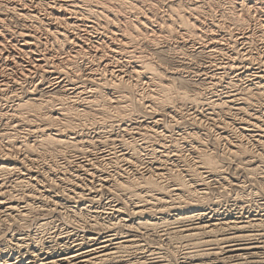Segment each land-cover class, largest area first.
<instances>
[{
    "label": "bare ground",
    "instance_id": "obj_1",
    "mask_svg": "<svg viewBox=\"0 0 264 264\" xmlns=\"http://www.w3.org/2000/svg\"><path fill=\"white\" fill-rule=\"evenodd\" d=\"M188 45H192L197 53H202L208 58L206 69L202 68L212 70V73L209 75L203 73L202 78L208 80L212 86H217L227 76L234 77L224 86L222 83L223 89H220V93L217 91L219 94L215 93L213 98L201 100L202 95H199L200 99L184 90L176 89L172 80L178 72L172 71V68L161 67L163 63L155 60V55H159L160 52L162 54L163 50L173 49L175 46L178 53ZM183 54L186 55L185 52ZM156 61L159 64H156ZM160 61L162 62L161 59ZM186 61L184 63L188 62ZM55 89L59 94L57 96L51 94V90ZM131 91L140 96L139 103L146 110V115H150V122L142 120L140 122L135 119L136 116L133 117L130 109L132 105L130 107L127 104L130 98L128 99L129 96L126 94ZM0 102L6 103V106H0V121L5 125V129L2 128L8 130L4 134L7 138L10 137L7 142L0 144V153H4V158L0 159V172H13L9 173L12 176L14 172H18L12 185L0 182V221L6 223L15 220L16 215L26 214L23 212L27 210L35 211L28 201L21 204L23 200L21 202L18 200L20 195L16 197L18 199L6 196L10 194V189L26 185L38 187L34 190L37 194L45 193L48 187L46 188L41 179L44 170H41L40 163L48 157L51 159L64 157L62 152L69 148L74 149V153L76 149L84 155L76 168L72 167L78 178L73 186V194L78 195L77 197L83 195L93 197L92 193L98 189L97 185L99 189L102 186L109 191L127 190L129 194L139 197L138 199L142 198L141 204L131 205L133 214L141 216L140 218L144 215L149 217L155 207L159 208V212L163 211L167 208L170 198H179L190 191L193 195L207 198L206 190L210 184L221 188L230 182L222 177L220 162L217 163L216 158L214 160L211 157L212 153L209 155L205 153L204 150L207 152V149H203L205 142L201 141L192 128L190 131L178 133L181 138L189 139L186 140L188 151L194 157L193 169L186 170L191 178L190 185L181 179L182 177L179 179L173 174L170 177L172 179L170 186L163 182L172 170L168 163L174 155L179 157V150L175 144L167 148L165 140L160 142L164 132L161 130L162 119L159 117L168 116L177 122L186 114L191 126L198 128L204 120H210L212 125L217 126L219 138L226 142L230 159L231 156L241 155V158H248L247 162L264 163V0H0ZM110 113L113 115L112 121L108 120L111 116L108 119L105 117ZM225 113L226 115L222 117ZM99 114L109 122L97 120L96 115L99 117ZM233 125L236 127V134L233 132L235 138L229 134L230 129L234 131L230 128L234 127ZM22 128L27 129L26 134L17 135ZM115 128L122 133H131L135 129L134 132L140 134L142 139V142H138L157 145L154 148V153L156 152L154 158L142 160L140 151L144 148L143 145L134 143L137 141L134 140L136 136H132L133 142L119 137L116 147L99 150L101 152L98 159L89 158L86 151L78 148L81 144L85 146L84 142L87 145L94 144L95 139L114 133ZM90 131L95 135L90 136ZM107 138L109 137L100 139L101 144L106 142ZM246 140L251 142V146L244 143ZM3 141H6L5 137ZM238 159L240 161V158ZM66 160L68 162V159ZM235 160L238 161L236 158ZM18 163L21 167H18ZM101 163L108 164L113 170L105 171L99 167ZM246 166L245 172L249 173L248 175L259 173L257 171L259 168ZM56 169L50 166L47 170L48 175H55L56 178L57 174L61 179L65 178L66 170ZM180 170L178 171H183ZM259 176L264 179V175ZM49 177L52 179V176ZM68 178H65V181ZM1 180L5 182L4 178ZM233 184L235 187H242V183ZM4 186L10 189L5 190ZM49 187L51 189L52 185ZM194 198L197 199L195 196ZM121 206L111 208L112 211L102 212L106 213L108 221L104 222L103 226H95L98 219L95 217L93 226H89L91 232L87 230L90 233L85 239L73 237L71 233L66 234V241L57 236L63 243L61 251H55L51 246L42 248L33 246L34 241L32 243L30 235L14 233L9 238L7 236L6 244L0 245V252L8 248H13L15 252L13 257L0 258V264H133L124 254L132 248L140 250L138 235L133 233L139 232L141 228H154L157 224L146 218L138 223L143 226H133L127 223L129 220L124 217L127 214L123 213ZM211 212L192 213L190 217L198 216L197 222L177 226L171 224L167 227L165 225L163 232L157 235L167 239L175 235L176 240L184 243L187 249L184 248L186 251L184 255L188 259L184 260L185 264H201L203 257L213 260L214 264H264V260H255L256 262L251 260L254 250L264 249V202H258L250 209L242 206L232 216L217 210ZM98 216L100 218V215ZM74 218L76 220V217ZM76 223L77 226H81L79 221ZM117 223L123 226H115ZM124 227L127 231L121 232L120 229ZM100 229L106 233H102ZM251 239H254V242L247 243V240ZM158 257L144 258V264H147V260L148 264L157 262L159 264Z\"/></svg>",
    "mask_w": 264,
    "mask_h": 264
},
{
    "label": "rangeland",
    "instance_id": "obj_2",
    "mask_svg": "<svg viewBox=\"0 0 264 264\" xmlns=\"http://www.w3.org/2000/svg\"><path fill=\"white\" fill-rule=\"evenodd\" d=\"M188 46H189V48H188ZM188 46H185L184 48H182L181 50H179L178 51V53L176 52L177 50L175 49L176 47L175 46H173L172 48L173 49H166V50H163L162 51V54H160L159 53V55H158V57H156L157 55H155V60H159L158 62H160V63H163L162 64V66L161 67H163V68H168V69H171L172 71H177L178 73L173 77V80H172V83H173V86L175 87L176 86V89H180V90H184V91H186V92H188V94H190V95H194V96H196V97H199L200 98V96L199 95H202L201 96V100H206V99H204V98H213V96L214 95H216V94H219L220 92L219 91H221L222 89H223V86L228 82V80H230V79H234V77H226V78H224L223 80H222V82L220 83V84H217V86L215 85V86H212L210 83H208L207 81H206V79L204 78H202V76H204V74H211L212 73V70H204V68H205V66H207L208 65V58L207 57H205V55L204 54H202V53H197L195 50V48H193L192 47V45H188ZM175 47V48H174ZM187 49V50H186ZM188 49H190L191 51H189ZM193 49V50H192ZM167 50H168V52H167ZM170 50H171V53H170ZM165 51H166V53H168L169 54V56H168V54H166L165 53ZM173 51H175V53L173 52ZM181 51V52H180ZM173 52V53H172ZM185 52L186 53V55L185 54H183V53ZM164 53V54H163ZM181 53V54H180ZM192 55H191V54ZM172 54H174V55H172ZM178 55V56H177ZM180 55H182V56H180ZM196 55V56H195ZM199 55V56H198ZM201 55V56H200ZM204 55V57H202ZM180 56V57H179ZM188 56V57H187ZM189 56H190V58H189ZM191 56H193V58H191ZM195 56V57H194ZM159 57H160V59L162 60V62L160 61V59H159ZM178 57V58H177ZM189 58V59H186V58ZM158 58V59H157ZM177 58V59H176ZM183 58V60L181 61L180 59H182ZM205 58V59H204ZM194 59V60H193ZM206 59H207V61H206ZM189 62H187V61ZM195 60H197V61H195ZM157 61L155 62L156 64H159V63H157ZM187 62V63H184V62ZM193 61V62H192ZM165 62V63H164ZM196 62V63H195ZM193 63V64H192ZM165 64V65H164ZM186 64V65H185ZM192 64V65H191ZM207 64V65H206ZM185 65V66H184ZM188 65V66H187ZM191 66V67H190ZM194 66V67H193ZM196 66V67H195ZM183 67V68H182ZM188 67V68H187ZM202 67H204V68H202ZM175 68V69H174ZM191 68V69H190ZM196 68V69H195ZM199 68V69H198ZM178 69V70H177ZM190 69V70H189ZM194 69V70H193ZM206 69V68H205ZM170 70V71H171ZM210 73H209V72ZM199 73V74H198ZM204 73V74H203ZM182 74V75H181ZM196 74V75H195ZM203 74V75H202ZM179 75V76H178ZM177 78V79H176ZM202 78V79H201ZM193 80V81H192ZM225 80V81H224ZM182 81V82H181ZM205 84H204V83ZM222 83H223V86H222ZM211 85V86H210ZM182 86V87H181ZM219 86V87H218ZM218 87V88H217ZM222 87V88H221ZM211 88V89H210ZM215 88V89H214ZM221 89V90H220ZM198 90V91H197ZM52 92H51V94L52 95H59L58 94V92L56 91V89L55 90H51ZM206 91V92H205ZM211 91V92H210ZM219 93H218V92ZM54 92V93H53ZM132 92V91H131ZM131 92H128V93H126V94H128L127 96H129L128 97V102H127V104H129L130 105V107H131V105H132V108H130L131 109V112H133L132 113V115H133V117L135 118V116H136V120L137 121H140L141 122V120L144 122H150L151 121V117H150V115H146L147 114V112L145 113V109L142 107V105L139 103L140 102V96L136 93V92H132V94H130ZM196 92H197V94H196ZM216 93V94H215ZM130 94V95H129ZM137 96H139V97H137ZM196 94V95H195ZM204 95V96H203ZM212 96V97H211ZM136 99H135V98ZM139 98V100H137ZM207 98V99H208ZM132 99H134V100H132ZM138 101V102H137ZM132 102V103H131ZM11 103V102H10ZM10 103H8V104H10ZM135 103V104H134ZM137 103H139V104H137ZM2 104V105H1ZM5 104V105H4ZM137 104V105H136ZM136 105V106H135ZM0 106H6V103L5 102H0ZM134 106V107H133ZM141 106V107H140ZM139 108H141L142 110H140ZM109 110H110V108H109ZM135 110V111H134ZM138 110V111H137ZM112 111V110H111ZM140 113V114H139ZM136 114V115H135ZM143 114H144V117L145 118H143ZM146 115V116H145ZM226 115V113L225 114H223L222 115V117L223 116H225ZM111 116V117H110ZM98 117V115H96V119L98 120H100V121H105V122H109L108 120H113V115L110 113L108 116H105L107 119H105L103 116H101V114H99V117ZM104 119H102V118ZM138 117V118H137ZM142 117V118H141ZM187 117V115L186 114H183V116H182V120L181 119H179V120H181V121H177V122H175V121H172L168 116H161V117H159L160 118V120H161V125H162V127H161V130H162V132H164V133H162V137L160 138V142H164V140H165V145H166V147L168 148L170 145H172V144H175V146H177V148H178V150H179V157H177V156H175L174 155V157L172 158V160H170V163H168L169 164V166L171 167V169L172 170H170V175H168V176H166L164 179H163V182L165 183V184H168V186H170L171 184H172V179L170 178L171 177V175L173 174L174 176H177L179 179L181 178V179H184V181L188 184V185H190V183H191V178H189L190 176L189 175H187V173H186V170H190L191 168L193 169V167H194V157H193V154L190 152V151H188V145H187V143H188V141H189V139L187 138V139H183V138H181L179 135H178V133L181 131V132H187V131H190V130H195L196 131V134L198 135V137L201 139V141L202 142H205V143H203V149H207V152H209V153H207L206 152V150H204L205 151V153L207 154V155H209L210 153H212V158L215 160V158H216V162L218 163V162H220V167H221V174H222V177H224V178H226V181H228V182H230V184H225V188L224 187H217V185H215V184H210V186L208 187L209 189L208 190H206L207 191V194H208V199L206 198V197H201V196H197L196 194H194L193 195V193L191 194L190 192H187V193H185V194H183L181 197H179V198H170L171 200L168 202V205H167V208H165L163 211H160L159 212V208L158 207H155V209L152 211V213H151V215L149 216V217H147V216H143L142 218H140V217H138L139 215H135V214H133V211H132V207L135 205V204H141V202L142 201H140V199H142V198H140V199H138L139 197H137V196H135V195H131V194H129V192L127 191V190H123V189H112V190H108L107 188H104V187H102V186H100V189H99V185H97V187H98V189H99V191H97L98 189L96 188V190H95V193H92L93 194V197H92V195H83V197L82 196H80V197H77L78 195H74L73 194V186L75 185V181H77V175H76V173H74V169L76 168V165L80 162V160H82L83 158H84V155L83 154H80L79 153V151H77L76 149H75V153H74V149H72V148H69V149H64L65 150V152H62L64 155V157H62L61 158V156H59V157H57V159L56 158H53V159H51V157H48V158H46V159H44V160H42V161H44V162H41L40 164H41V170H44V171H42V176H41V179L43 180V183L46 185V190L48 191H46L45 193H35L34 192V190H35V188L37 189L38 187H31L30 185H26V186H21V187H16L17 188V190H16V188L14 187V190H15V192H14V190L13 189H10L8 186L9 185H12V183L16 180V178H14V177H17L18 176V172H14V174H13V176L11 175V174H9V173H13V172H6V171H3V172H0L1 174V178L3 179L4 178V180H5V182L3 181V180H1V178H0V182H1V184H4V185H8L7 186V188H6V186H4V188H5V190L6 189H10V194L9 195H7L6 197L7 198H10V199H12V197H13V199L15 198V199H18V198H16L17 196H22V197H20L19 196V199L18 200H20V202L23 200V202H21V204L23 205L24 203L26 204V202L27 203H29L31 206H33V210L35 209V211L34 212H32V210L31 211H25V212H23V213H26V214H24V215H16L15 217H16V219L15 220H12V221H7L9 224H7V222L5 223V221H0V245H5L6 244V239H7V236H8V238L10 237V235H12V234H23V235H27V236H29L30 238H31V241H32V243H33V241H34V243H33V246H38V248H42V247H48V246H51V247H53V249H55V251L57 250V251H61V248H62V242L60 241V240H58V238H57V236H59V237H61V238H63L64 239V241H66V234L67 233H71V235L73 236V237H76V238H86V236H88L89 235V233L91 232V229H89V226H93L92 225V223H94L95 222V219L96 218H98V219H96V221H97V224H95V226L97 225V226H103V224H105V223H108V221H107V215H105V214H103L104 212L103 211H112V209L111 208H113V207H115V206H121V204H122V206H121V208H122V211H123V213L124 214H127V215H125L124 217H127V219L129 220L127 223H131V224H133V226H143V225H139L140 224V222L143 220L144 221V219L146 220V218L147 219H149L151 222H153V223H156L157 224V226L159 225V226H162V227H158L157 228V226H156V224L154 225V226H156V227H154V228H141V229H139V232H137V233H133V234H137L138 236V238H139V240H140V242H139V244L141 245L140 246V250L139 249H129V250H127V252L126 253H124L125 254V257H126V259H131L132 260V263L133 264H144V262L145 261H143L144 260V258H154V257H158L157 259L160 261L159 262V264H185V261L186 260H188V259H186V255H184L185 254V250H187L186 248H185V246L183 245L184 243H181V242H179L180 240L178 239V240H176L175 238H177L175 235H171L170 236V238H165L164 236L163 237H159L160 235L158 234L157 235V233H162L163 232V230L167 227V225L168 226H171V224L173 225V226H177V225H183V224H191V223H194V222H197L198 221V216H193V217H190V215H192V213L193 214H197V212L198 213H212L211 211H213V210H217V211H220V212H223V213H226V215H230V216H232L233 214H235L236 212H238L239 211V208H242V206H244V207H246L247 209H250L251 207H254L258 202H264V191H261L262 189L264 190V179H262V178H260V176L259 175H264V163L263 162H253V163H250V162H247L248 160V158L246 159L245 157H242L241 158V155H238L237 157H235L238 161H236L235 160V158L233 157V156H231L232 158L230 159V155L228 154V152H229V149H228V146H227V144H226V142H224V141H222L220 138H219V131H218V129H217V126L215 127V125H214V127H213V125H212V122H210V120H204L202 123H201V125L200 126H202V127H200L199 126V128L198 127H195V126H191V122L189 121V120H187L188 118H186ZM238 117V116H237ZM240 117V116H239ZM238 117V118H239ZM147 118V119H146ZM185 118H186V120H185ZM150 119V120H149ZM111 120V121H112ZM163 121V122H162ZM189 122V123H188ZM207 124H206V123ZM211 124H210V123ZM2 122L0 121V133H2V134H0L1 135V138H0V144H3V143H5V142H7L9 139H10V137L9 138H7V136L5 135L6 134V132H8V130H4L5 129V125L2 123ZM164 123V124H163ZM175 123V124H174ZM203 124H204V126H203ZM165 125V126H164ZM234 127H230V128H233L234 129V131L232 130V129H230V131H229V134L231 135V137H234L235 138V136H233V132H234V135L236 134L235 132H236V127H235V125H233ZM4 129H3V128ZM163 127L166 129H163ZM194 127V128H193ZM192 128V129H191ZM197 128V129H196ZM184 129V130H183ZM214 129V130H213ZM23 130V131H22ZM25 129H21L20 131L21 132H19V133H17V135H19V136H24L25 134H26V132H27V129L24 131ZM134 130L135 129H133L132 131H131V133L130 132H128V133H122L118 128H115L114 129V133H111V134H105L104 135V137L103 138H100V137H98L97 139H98V141L101 139V140H103V139H105L106 137H109V138H107L105 141L106 142H102V144H101V140L98 142L97 141V139H95L96 140V142L94 143V144H92V145H87V143H85L84 142V144H85V146H83V144H81L78 148H80V149H83L82 151H86L87 153H86V155L87 154H89L88 155V157L89 158H93V159H98L99 158V156H100V152L102 151V150H107V149H109V148H111V147H116L117 145H118V140H119V137L121 138V139H125V140H128V141H132L133 142V137H137L136 139H134V140H137V141H135L134 143L136 144V145H143L142 146V148H144V149H142L141 151H140V153H141V155H142V160L143 161H146V160H148L149 158H154V155H156V152L154 153V148L155 147H157V145L155 146V144H152V143H148V144H150V146L148 145V144H142L141 142H142V139H141V136H140V134H138V133H136V132H134ZM165 130V131H164ZM6 131V132H5ZM118 131H119V133L121 132L122 134H123V136H122V134L120 133H118ZM136 131V130H135ZM232 131V132H231ZM167 132V133H166ZM5 133V134H4ZM23 133V134H22ZM117 133V134H116ZM134 133V134H133ZM136 133V134H135ZM232 133V134H231ZM12 134V133H11ZM164 134H166V135H164ZM199 134H201L200 136H202V137H200L199 136ZM5 135V136H4ZM13 136L15 135L14 134V132H13V134H12ZM12 135H10L11 137H12ZM16 135V136H17ZM95 134L93 133V131H90V136H94ZM121 135V136H120ZM218 135V136H217ZM106 136V137H105ZM133 136V137H132ZM4 137H5V140L6 141H3L4 140ZM113 137V138H112ZM127 137V138H126ZM170 137V138H169ZM178 137V138H177ZM204 137V138H203ZM216 137V139H214ZM218 137V138H217ZM13 138V137H12ZM112 138V139H111ZM116 138V139H115ZM162 138H163V140H162ZM166 138V139H165ZM203 138V139H202ZM8 139V140H7ZM181 139V140H180ZM205 139V140H204ZM217 139H219L220 141H218ZM114 140H115V142H114ZM183 140V141H182ZM186 140H188V141H186ZM217 142H216V141ZM138 141H141V142H138ZM170 141V142H169ZM186 141V142H185ZM247 141V142H246ZM246 141H244V143L245 144H247V143H249V144H247L248 146H251V142H249L248 140H246ZM2 142V143H1ZM174 142H176V143H174ZM221 143V144H219V143ZM106 143V144H105ZM171 143V144H170ZM225 143V144H224ZM108 144V145H107ZM115 144V145H114ZM158 144V143H157ZM167 144H168V146H167ZM180 144V145H179ZM96 147H95V146ZM103 145V146H102ZM145 145V146H144ZM206 146V148H205V146ZM246 145V146H247ZM3 146V145H2ZM89 146V147H88ZM92 146V147H91ZM154 146V147H153ZM180 146V147H179ZM182 146V147H181ZM226 148H225V147ZM151 148V149H149V148ZM185 149H184V148ZM187 147V148H186ZM99 148V149H98ZM147 148V150H145ZM72 149V150H71ZM101 149V151H99ZM149 149V150H148ZM227 149H228V151H227ZM249 149H252V147L250 148L249 147ZM64 150H62V151H64ZM68 150L69 151H71V152H68ZM180 150H181V152H180ZM88 151H90V152H88ZM93 151H95V152H93ZM97 151V152H96ZM227 153H226V152ZM252 151V150H251ZM68 152V153H67ZM78 152V153H77ZM144 152H146L145 154H144ZM153 152V153H152ZM77 153V154H76ZM93 153H95V154H93ZM69 157H67L66 155ZM93 154V155H92ZM183 154H184V156H183ZM2 155H3V157H2ZM79 155H81V156H79ZM91 155V156H90ZM98 155V156H97ZM221 155H223L224 157H226V158H223ZM75 156V157H74ZM83 156V157H82ZM150 156V157H149ZM181 156V157H180ZM187 156V157H186ZM191 156V157H190ZM0 159L2 160V158H4V153H0ZM15 158H17V156H14ZM66 157V158H65ZM78 157V159H76ZM80 157H82V158H80ZM176 157V158H175ZM192 157H193V159H192ZM178 158H180V159H178ZM185 159V160H183V159ZM238 158H240V161H239V159ZM50 161H49V160ZM54 159H56V160H54ZM65 159V160H64ZM66 159H68V162H69V164H68V162H67V160ZM70 159V160H69ZM146 159V160H145ZM177 159V160H176ZM224 159H226V160H224ZM14 160H16V159H14ZM48 160V161H47ZM53 160L55 161V162H53ZM63 160V162H61ZM174 160V161H173ZM182 160V161H181ZM193 160V161H192ZM242 160V161H241ZM244 160V161H243ZM247 160V161H246ZM59 161V162H58ZM67 162V164H66V162ZM74 161H75V163H74ZM173 161V162H172ZM177 161V162H176ZM184 161V162H183ZM18 162V161H17ZM50 162H52V163H50ZM58 164H57V163ZM74 164H73V163ZM234 162V163H233ZM242 162H244V163H242ZM245 162H247V163H245ZM47 163L48 164H51L50 166H51V168H54V169H56V170H59V169H62V170H68V168H70L71 167V169H69L68 171H67V173H66V171H65V178H68L69 176V178L68 179H66V181H65V178H62L61 179V176H59V175H57L56 174V178H55V175H52V174H49L48 175V172H47V170L49 169V165H47ZM62 163H64L63 165H62ZM176 163V164H175ZM239 163H241L240 165H239ZM250 163V164H249ZM46 164V165H45ZM54 164H55V166H54ZM59 164H61V166L59 165ZM73 164V165H72ZM103 164V165H102ZM174 164V165H173ZM183 164H184V166H183ZM188 164V165H187ZM238 164V166H240V168L238 167V166H236V165ZM247 164H249V165H247ZM255 164V165H254ZM18 165V167L20 166L21 167V165H20V163H18L17 164ZM43 165V166H42ZM56 165L58 166V167H56ZM101 165V166H100ZM99 165V167L100 168H102V169H104L105 171H107V172H111L112 170H113V168L111 167V166H109L108 164H105V163H101ZM181 165V166H180ZM192 165V166H191ZM247 165V166H246ZM258 165V166H257ZM48 167V169H47V167ZM66 168H65V167ZM109 166V167H108ZM245 166L246 167H248V166H251L250 168H252V166H253V168H259L257 171H259V173L258 172H256V174H250V175H248L249 173H246L247 171L245 170ZM46 167V168H45ZM68 167V168H67ZM74 169H73V168ZM108 168V169H105V168ZM177 167V168H176ZM187 167H189V168H187ZM225 167V168H224ZM244 167V168H243ZM179 168V169H178ZM249 168V167H248ZM46 169V170H45ZM175 169V170H174ZM183 170V171H181V172H179L178 170ZM191 169V170H192ZM72 170V171H71ZM109 170V171H108ZM174 170V171H173ZM244 170V171H243ZM261 170V171H260ZM263 170V171H262ZM172 171H173V173H172ZM246 171V172H245ZM46 172V173H45ZM71 174H69V173ZM263 172V173H262ZM176 173V174H175ZM262 173V174H261ZM4 174V175H3ZM7 174V175H6ZM75 174V175H74ZM180 174V175H179ZM247 174V175H246ZM259 174V175H258ZM10 175H11V177H10ZM46 175V176H45ZM48 175V176H47ZM188 177H187V176ZM258 177H257V176ZM5 176V177H4ZM49 176H52V179H49V178H51V177H49ZM71 176H73V177H71ZM9 177V178H8ZM43 177H44V179H43ZM49 177V178H48ZM76 177V178H75ZM86 177H88V176H86ZM250 177H253V178H250ZM257 177V178H256ZM8 178V179H7ZM48 178V180H46ZM72 178V179H71ZM169 178V179H168ZM187 178V180H185ZM189 178V179H188ZM255 178H256V180H255ZM7 179V180H6ZM56 179V180H55ZM64 179V180H63ZM70 179V180H69ZM259 179H260V181H259ZM47 182H46V181ZM61 180V181H60ZM69 180V181H68ZM74 180V181H73ZM83 180V179H82ZM12 181V182H11ZM50 181H51V183H50ZM54 181V182H53ZM57 181V182H56ZM166 181H168V182H166ZM189 181V182H188ZM232 181V182H231ZM262 181V182H261ZM4 182V183H3ZM8 182H11V183H9L8 184ZM64 182V183H63ZM73 182V183H72ZM86 182H88V181H86ZM242 183L241 185H242V187H235L236 185L235 184H233V183ZM49 183V184H48ZM53 183L55 184V185H53ZM60 184V185H58V184ZM73 185H72V184ZM244 183V184H243ZM57 184V185H56ZM67 186H66V185ZM170 184V185H169ZM233 184V185H232ZM50 185H52V187H51V189H49L50 187ZM63 185V186H62ZM70 185V186H69ZM28 186H30V187H28ZM55 186V187H54ZM62 186V187H61ZM245 186V187H244ZM253 186V187H252ZM69 187H70V189H69ZM102 187V188H101ZM262 189H261V188ZM24 188H27L28 190L26 191V189H24ZM34 188V189H33ZM53 188V189H52ZM223 188H224V190H223ZM261 190H260V189ZM32 189V190H31ZM49 189V190H48ZM63 189V190H62ZM72 189V190H71ZM211 189V190H210ZM225 189H227V190H225ZM240 189V191H238ZM245 189V190H244ZM11 190H12V192H11ZM23 190H25V191H23ZM30 190V191H29ZM52 190V191H51ZM66 192H65V191ZM71 190V191H70ZM243 192H242V191ZM248 190V191H247ZM18 191H20L21 192V194H20V192L19 193H16V192H18ZM24 193H26V194H24ZM31 193V194H29V192ZM97 191V192H96ZM114 191H116L117 193H115ZM126 191V192H125ZM253 191V192H252ZM71 192H72V194H71ZM124 192L126 193V195L124 194ZM128 192V193H127ZM239 192V193H238ZM250 192V193H249ZM51 193V194H50ZM112 193H114V195L112 194ZM119 193V194H118ZM122 193V194H121ZM216 193V194H215ZM236 193V194H235ZM239 195H238V194ZM246 193V194H245ZM253 193V194H252ZM12 194V195H11ZM14 194V195H13ZM37 194V195H36ZM48 194V195H47ZM95 194V195H94ZM207 194H206V196H207ZM243 194V195H242ZM24 195L26 196V197H24ZM27 195H29V196H27ZM31 195H33L32 197H30ZM38 195H40V196H38ZM131 195V196H130ZM185 195H187V196H185ZM241 195V196H240ZM246 195V196H245ZM15 196V197H14ZM38 196V198H35L34 199V197H37ZM128 196H130V197H128ZM190 196V197H189ZM194 196L195 197H197V199L196 198H194ZM229 196V197H228ZM245 196V197H244ZM247 196H248V198H247ZM41 197V198H40ZM73 197V198H72ZM98 197V198H97ZM122 199H121V198ZM127 197V198H126ZM136 197V198H135ZM199 197V198H198ZM236 197V198H235ZM240 197V198H239ZM242 197H244V198H242ZM24 198H25V200H24ZM78 198V199H77ZM201 198H203V199H201ZM241 198H242V200H241ZM138 199V200H137ZM176 199V200H175ZM186 199H187V203H186ZM193 199V200H192ZM196 199V200H195ZM207 199V200H206ZM251 199V200H250ZM167 200H169V198L167 199ZM199 200V201H198ZM24 201H26V202H24ZM122 201H124V202H122ZM135 201H136V203H135ZM226 201V202H225ZM34 202V203H33ZM117 202V203H116ZM122 202V203H121ZM127 204H126V203ZM134 202V203H133ZM193 202V203H192ZM215 202V203H214ZM252 202V203H251ZM247 203V204H246ZM256 203V204H255ZM20 204V205H21ZM192 204V205H191ZM195 204V205H194ZM46 205V206H45ZM126 205V206H125ZM131 205H133V206H131ZM37 208H36V207ZM45 208H44V207ZM130 206V207H129ZM74 209H73V208ZM171 207V208H170ZM44 208V209H43ZM72 208V209H71ZM77 208H79L78 210H77ZM110 208V209H109ZM124 208H127V209H125L124 210ZM22 209H23V207H22ZM42 209V210H41ZM75 209H76V211L78 212H76L75 211ZM84 209V210H83ZM105 209V210H104ZM109 209V210H108ZM129 209V210H128ZM157 209V210H156ZM46 210V211H45ZM71 210V211H70ZM74 210V211H73ZM88 210H91L90 212L88 211ZM92 210H93V212H92ZM101 210V211H100ZM98 211V212H97ZM132 211V212H131ZM155 211V212H154ZM75 212V213H74ZM95 212V213H94ZM97 212V213H96ZM103 212V213H102ZM158 212V213H157ZM27 213H29L30 214V216H29V214H27ZM92 213V214H91ZM157 213V214H156ZM231 213V214H230ZM15 214H17V212H15ZM74 214H75V216H74ZM80 214H81V216H80ZM100 215V218H99V216L98 215ZM78 217H77V216ZM92 215V216H91ZM94 215V216H93ZM133 215V216H132ZM154 215V216H153ZM23 217L22 219H21V217ZM26 217V218H25ZM46 217V218H45ZM74 217H76V220H75V218ZM82 217H84V218H82ZM96 217V218H95ZM105 217V218H104ZM145 217V218H144ZM151 217V218H150ZM190 217V218H189ZM195 217V218H194ZM199 217H201V216H199ZM25 218V219H24ZM81 218V219H80ZM162 220H161V219ZM105 219V220H104ZM158 219V220H157ZM74 220V221H73ZM92 220V221H91ZM94 220V221H93ZM155 220V221H154ZM167 220V221H166ZM70 221V222H69ZM80 222L81 223V226H77V223L76 222ZM113 221V220H112ZM132 221V222H131ZM159 221H161V222H165V223H160ZM170 221V222H169ZM2 222V223H1ZM4 222V223H3ZM16 222V223H15ZM46 222H48V223H46ZM67 222H69V223H67ZM91 222V223H90ZM99 222V223H98ZM105 222V223H104ZM134 222V223H133ZM159 222V223H158ZM12 223V224H11ZM15 223V224H14ZM44 223V224H43ZM47 225H46V224ZM72 223V224H71ZM85 223H86V225H85ZM87 223H89V224H87ZM101 223V224H100ZM135 223L137 224V225H135ZM139 223V224H138ZM174 223V224H173ZM180 223V224H179ZM164 224V225H163ZM170 224V225H169ZM23 225V226H22ZM40 225H42V227H40ZM45 225H46V227L48 228H46L45 227ZM84 225V226H83ZM165 225H166V227H165ZM75 226V227H74ZM86 226H88V227H86ZM115 226H123L122 224H119L118 225V223L115 225ZM145 226V225H144ZM150 226H153V225H150ZM164 226V227H163ZM74 227V228H73ZM78 227V228H77ZM85 227H86V229H85ZM83 228V229H82ZM122 228V227H121ZM44 229V230H43ZM77 229V230H76ZM124 229V230H123ZM123 229H120V231L121 232H124V231H127L126 229L127 228H123ZM151 229V230H150ZM163 229V230H162ZM87 230H89V231H87ZM146 230V231H145ZM69 231V232H68ZM84 231V232H83ZM95 231H97V230H95ZM99 231H101L102 233L104 232V230H99ZM36 232V233H35ZM141 232V233H140ZM143 232V233H142ZM106 233V231L104 232V234ZM138 233H140V234H138ZM160 233V234H161ZM57 234V235H56ZM104 234H102V235H104ZM62 235V236H61ZM39 236V237H38ZM49 236V237H48ZM156 236H158V237H156ZM174 236V237H173ZM4 237H6V238H4ZM53 237H55V238H53ZM174 239H172V238ZM33 238V239H32ZM160 238V239H159ZM62 239V240H63ZM172 239V241H170ZM5 240V241H4ZM48 240V241H47ZM57 240V241H56ZM73 240V238L72 239H70V241H72ZM162 240V241H161ZM4 241V242H3ZM37 241V242H36ZM39 241V242H38ZM50 241V242H49ZM175 241V242H174ZM258 241V240H257ZM261 241V240H260ZM45 242H47V243H45ZM180 244H179V243ZM252 243V242H254V239H251V240H247V243ZM2 243V244H1ZM37 244V245H36ZM42 244V245H41ZM52 244V245H51ZM179 244V245H178ZM41 245V246H40ZM180 246H181V248H180ZM183 246V247H182ZM159 248V249H158ZM177 248V249H176ZM183 248V249H182ZM184 248H185V250H184ZM9 250V251H8ZM137 252H136V251ZM8 251V252H7ZM11 251V252H10ZM132 251H133V253H132ZM2 252V251H1ZM0 252V253H1ZM10 252V253H9ZM15 251H14V249L13 248H8V249H6L4 252H2L3 254L1 255L0 254V258H10V257H13V253H14ZM131 252V253H130ZM254 252V254L253 255H251V256H249V257H251V260H252V262H254L255 260L256 261H259V260H264V249H260V250H254L253 251ZM129 253H130V255H129ZM148 253V254H147ZM126 254H127V256H126ZM12 255V256H11ZM140 255V256H139ZM161 256H162V258H161ZM223 256H224V254H223ZM263 256V257H262ZM130 257V258H129ZM132 257V258H131ZM134 257V258H133ZM164 257V258H163ZM184 257V258H183ZM138 259V260H137ZM202 259V262H201V264L203 263V264H214L215 262L213 261V260H209V258L208 257H203V258H201ZM200 259V260H201ZM205 259V260H204ZM161 260H163V261H161ZM166 260V261H165ZM185 260V261H184ZM204 260V261H203ZM250 260V261H251ZM135 261V262H134ZM139 261V262H138ZM184 261V262H183ZM255 261V262H256ZM179 262V263H178ZM146 263L148 264L149 263V261L147 260L146 261ZM156 264H158V262L156 263Z\"/></svg>",
    "mask_w": 264,
    "mask_h": 264
}]
</instances>
